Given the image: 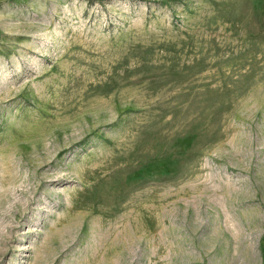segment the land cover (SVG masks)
Masks as SVG:
<instances>
[{
    "label": "rangeland",
    "instance_id": "obj_1",
    "mask_svg": "<svg viewBox=\"0 0 264 264\" xmlns=\"http://www.w3.org/2000/svg\"><path fill=\"white\" fill-rule=\"evenodd\" d=\"M0 264H264V0H0Z\"/></svg>",
    "mask_w": 264,
    "mask_h": 264
}]
</instances>
